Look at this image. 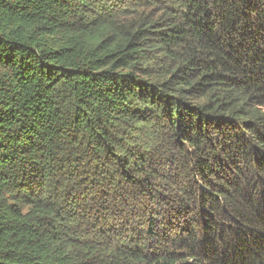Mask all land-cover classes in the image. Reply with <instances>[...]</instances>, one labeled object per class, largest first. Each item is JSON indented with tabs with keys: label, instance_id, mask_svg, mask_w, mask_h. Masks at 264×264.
I'll use <instances>...</instances> for the list:
<instances>
[{
	"label": "trees",
	"instance_id": "1",
	"mask_svg": "<svg viewBox=\"0 0 264 264\" xmlns=\"http://www.w3.org/2000/svg\"><path fill=\"white\" fill-rule=\"evenodd\" d=\"M0 264H264V0H0Z\"/></svg>",
	"mask_w": 264,
	"mask_h": 264
}]
</instances>
